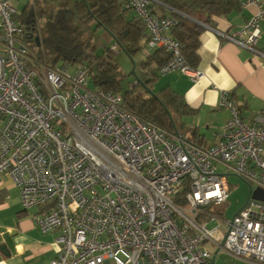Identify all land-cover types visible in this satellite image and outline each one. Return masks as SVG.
Returning a JSON list of instances; mask_svg holds the SVG:
<instances>
[{
	"label": "built area",
	"instance_id": "2783aa9c",
	"mask_svg": "<svg viewBox=\"0 0 264 264\" xmlns=\"http://www.w3.org/2000/svg\"><path fill=\"white\" fill-rule=\"evenodd\" d=\"M13 1L0 0V174L20 188L25 209L45 208L34 215L43 233L59 232L50 264H212L214 248L264 264L263 201L250 198L224 223L196 218L228 201L229 174L264 188V108L247 120L221 91L219 107L231 112L221 138L192 145L126 109L122 94L90 86L87 66L31 55ZM241 4L255 13L220 34L264 58L256 45L264 1ZM153 5L168 7L124 0L146 27V49L170 55L159 73L201 78L170 35L178 20Z\"/></svg>",
	"mask_w": 264,
	"mask_h": 264
},
{
	"label": "trees",
	"instance_id": "16d2710c",
	"mask_svg": "<svg viewBox=\"0 0 264 264\" xmlns=\"http://www.w3.org/2000/svg\"><path fill=\"white\" fill-rule=\"evenodd\" d=\"M32 1L17 19L34 28L38 41H27L38 57L46 59L51 65L65 62L87 66L93 86L122 94L126 109L171 132L182 134L185 141L192 145L206 147L197 129L183 121L184 117L196 113L183 95L168 88L138 92L139 82L135 87L124 90L126 75L116 62V54L124 51L131 58L137 56L145 48L148 34L144 23L124 6L123 0H73L72 9H56L47 5L58 0H35L34 4ZM164 1L174 10L173 17L178 20L170 35L180 42L183 54L193 68L201 62L199 49L204 27L198 21L210 24L213 16H227L241 10L240 0ZM160 8L164 9L158 5ZM161 13L157 15L166 16L164 10ZM109 43L110 46L105 45ZM114 44H117L118 50L112 49ZM169 58L164 49H158L142 62V67L149 69V79L144 82L147 88L159 79L158 71ZM211 215L222 216L223 213L209 207L196 218L202 222Z\"/></svg>",
	"mask_w": 264,
	"mask_h": 264
},
{
	"label": "crops",
	"instance_id": "0c3cea01",
	"mask_svg": "<svg viewBox=\"0 0 264 264\" xmlns=\"http://www.w3.org/2000/svg\"><path fill=\"white\" fill-rule=\"evenodd\" d=\"M161 7L164 9L152 6L158 15L164 10V15L173 16L174 10ZM255 11L254 6L244 8L241 4L239 11L227 16H213L210 24L198 21L204 27L199 49L201 62L197 67L203 72L201 78L194 80L180 71L163 75L158 71L159 78L162 77L158 82L160 90L168 88L183 95L187 104L196 110L183 121L197 129L204 139L203 146L209 147L219 141L223 127L231 117L229 109L219 107L221 91L231 95L247 120H253L264 108V58L220 34L238 29ZM261 29L256 45L264 53V21ZM146 48L145 45L142 52L147 58L155 51ZM43 209H25L20 188L9 176L0 174V264H50L56 257L59 232L43 233L35 223L34 215ZM218 251L213 252L214 258Z\"/></svg>",
	"mask_w": 264,
	"mask_h": 264
},
{
	"label": "rangeland",
	"instance_id": "374dc122",
	"mask_svg": "<svg viewBox=\"0 0 264 264\" xmlns=\"http://www.w3.org/2000/svg\"><path fill=\"white\" fill-rule=\"evenodd\" d=\"M29 0H14L13 3L18 9V17L21 15L24 7L29 3ZM33 4L35 3V0L32 1ZM50 7H54L56 9L59 8H66V9H72L74 5L73 0H58L57 2L52 1L50 3H47ZM101 34V33H100ZM25 44L30 47V54L33 56H37V52L32 49V45L26 40ZM107 46H110L111 43L105 44ZM146 53L142 52L138 54L137 56L131 58L128 54H126L124 51H118L116 54V62L120 65V68L123 70V73L126 75L124 82H123V88L124 90H127L131 88V84H134L136 81L139 82V86H137L136 90L138 92H144L148 90H152L154 92L160 90V83H158L161 79L159 78L157 81H154L149 85L147 88L144 85V82H146L148 78V70L144 69L142 67V62L146 59ZM39 60L43 62L46 59H42L37 56ZM48 63V62H47ZM133 69H135V74L132 73ZM90 86H93L92 82ZM135 87V86H133ZM156 90V91H155ZM221 173H224V170L221 169ZM227 181L229 183L230 187V194L228 201L221 205V206H211L215 210H218L223 213L222 216H220L219 220L224 223L226 221H230L234 215L245 205L248 195H249V186L247 183H245L240 177L229 174L227 175ZM254 189L257 187V185L253 184ZM216 222L210 224V226H214ZM216 249H213V252H215ZM214 264H253L244 258L234 256L232 254H229L225 252L224 250H219L214 258Z\"/></svg>",
	"mask_w": 264,
	"mask_h": 264
},
{
	"label": "water",
	"instance_id": "95a60500",
	"mask_svg": "<svg viewBox=\"0 0 264 264\" xmlns=\"http://www.w3.org/2000/svg\"><path fill=\"white\" fill-rule=\"evenodd\" d=\"M36 41H38V38L36 37ZM38 45H39V42H38ZM132 73L133 74H135V69H133V71H132ZM234 175H236V174H234ZM236 176H238V175H236ZM239 177V176H238ZM241 178V177H240ZM245 183H247L248 184V186H249V195H248V199H247V201H246V203H245V205L247 204V202L249 201V199L250 198H254V199H256V200H259V201H263L264 202V188H262V187H256L255 189L253 188V186L249 183V182H247L245 179H243V178H241ZM244 205V206H245ZM243 206V207H244ZM242 207V208H243Z\"/></svg>",
	"mask_w": 264,
	"mask_h": 264
},
{
	"label": "flooded vegetation",
	"instance_id": "af4514ba",
	"mask_svg": "<svg viewBox=\"0 0 264 264\" xmlns=\"http://www.w3.org/2000/svg\"><path fill=\"white\" fill-rule=\"evenodd\" d=\"M25 35H26V39L28 41H31V42H33L34 40H36V37H37L34 28H31L29 26L28 27L26 26Z\"/></svg>",
	"mask_w": 264,
	"mask_h": 264
}]
</instances>
